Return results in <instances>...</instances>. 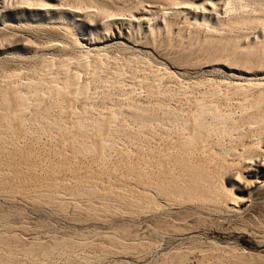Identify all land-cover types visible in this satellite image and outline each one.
Returning <instances> with one entry per match:
<instances>
[{
    "label": "rangeland",
    "instance_id": "obj_1",
    "mask_svg": "<svg viewBox=\"0 0 264 264\" xmlns=\"http://www.w3.org/2000/svg\"><path fill=\"white\" fill-rule=\"evenodd\" d=\"M23 1L0 4V264H264V186L247 208L227 212L188 194L189 186L180 196L160 183L163 168L184 177L176 151L196 161L180 133L187 130L183 119L203 108L199 121L231 124L233 133L264 145V22H230L227 0ZM47 1L84 12L79 18L29 12ZM247 7L240 11L258 14ZM143 11V23L129 24ZM110 17L115 21L103 27ZM122 29L127 42L112 39ZM72 74L78 92L68 104ZM11 86L29 104L23 125L14 123L8 105ZM108 112L109 129L103 127ZM225 170L209 183L228 195L240 184L229 182Z\"/></svg>",
    "mask_w": 264,
    "mask_h": 264
},
{
    "label": "bare ground",
    "instance_id": "obj_2",
    "mask_svg": "<svg viewBox=\"0 0 264 264\" xmlns=\"http://www.w3.org/2000/svg\"><path fill=\"white\" fill-rule=\"evenodd\" d=\"M6 1V0H5ZM4 0H0V4L1 3H3V4H1V5H6V4H4V2H5ZM11 1V0H10ZM10 1H7V2H5V3H9L10 4ZM16 1V0H15ZM20 1L22 2V0H17V2H15V3H18L19 2V4H21L20 3ZM25 1V0H24ZM24 1H23V4H24ZM89 1H91V2H93V3H108V0L106 1V0H89ZM112 1V0H111ZM125 1V0H124ZM144 1V0H143ZM149 1V3L151 2V3H157V2H163L162 0H148ZM228 1V8L230 7V9L233 11H231L232 13H233V15H232V17H231V19H230V22L231 21H238V22H244L245 21V23L246 22H251V23H253V25H256V24H259L261 21H263L264 22V0H227ZM26 2V1H25ZM41 2V1H40ZM39 2V3H40ZM43 2H44V0H43ZM46 2V1H45ZM44 2V3H45ZM54 2H56V3H61V2H59L58 0H54ZM114 3L115 2H118V0H116V1H113ZM165 2V1H164ZM14 3V2H13ZM27 3V2H26ZM28 3H31V0H30V2L28 1ZM49 2L47 1V5H46V8H40L39 10H33V7H32V10L30 9L29 10V12L30 13H32V12H49V13H51V14H56V15H58V16H60V17H67V16H69V15H73V16H76V17H81L80 16V11H83V10H81V9H83V7L81 8V9H79L80 11H78V10H69V9H71V8H69V9H66V8H63V7H61L62 5H59L58 6V4H56V3H52V2H50V3H52V4H48ZM119 3V2H118ZM141 3V2H140ZM98 4V5H99ZM127 4V3H126ZM22 5V4H21ZM26 5V4H25ZM39 5V4H38ZM43 5V4H42ZM67 5V4H66ZM112 5V4H111ZM111 5L109 6V7H111ZM230 5V6H229ZM247 5H251V6H253V8H255V10L256 11H258V14L257 15H254L253 13V15H247V13L245 14L244 12H241L240 11V9L244 6L245 8L247 7ZM8 6V5H7ZM189 6V5H188ZM226 6V5H225ZM6 7V6H5ZM27 7H29V6H27ZM45 7V6H44ZM101 7V6H100ZM99 7V8H100ZM107 8V5H105L104 6V8ZM155 7V6H154ZM179 7V6H178ZM3 7H1L0 9L1 10H3L2 9ZM9 8V7H8ZM18 8V7H17ZM20 8V7H19ZM103 8V7H102ZM103 8V9H104ZM105 8V10H107ZM153 8V7H152ZM188 8V7H187ZM6 9V8H5ZM35 9V8H34ZM85 9V8H84ZM102 9V10H103ZM115 9V8H114ZM182 9V8H181ZM205 9V8H204ZM247 9H249L248 7H247ZM251 9V8H250ZM101 10V9H100ZM144 10V9H143ZM149 10V9H148ZM171 10V9H170ZM179 10V9H178ZM207 12H209V13H211L212 14V12H211V10L212 9H209V8H206L205 9ZM246 10V9H245ZM4 11V10H3ZM14 11V10H13ZM20 12H28L27 11V9L26 8H24V6H22V8H20V10H19ZM180 11V10H179ZM243 11V10H242ZM248 11V10H247ZM84 12V11H83ZM90 12V11H89ZM95 12V11H94ZM101 12V11H100ZM105 12V11H104ZM109 12V11H108ZM175 12V11H174ZM174 12H173V14H174ZM229 12V11H228ZM230 12V13H231ZM97 14H98V12H96ZM95 13V14H96ZM121 13V12H120ZM169 13V12H168ZM167 13V14H168ZM175 13H179L177 10H176V12ZM231 13V14H232ZM37 14V13H36ZM102 14V13H101ZM165 14H166V11H165ZM172 14V13H171ZM219 14H221V13H219ZM1 15V14H0ZM82 15V14H81ZM90 15V14H89ZM147 15H148V13H147V11H143V12H137V13H133L132 15H131V19H129V24H132V23H141L142 21L144 22L146 19H147ZM84 16V15H83ZM108 16V15H107ZM106 16V17H107ZM177 15H175V17H176ZM218 16V15H217ZM4 17V16H3ZM6 17V16H5ZM14 17H15V15H14ZM59 17V18H60ZM75 17V18H76ZM78 17V18H79ZM114 17V16H113ZM118 17V16H117ZM229 17V16H228ZM111 18V17H110ZM122 18V17H121ZM177 18V17H176ZM218 18V20H221V17H217ZM66 19V18H65ZM82 19V18H81ZM98 19V18H97ZM118 19V18H117ZM55 19H53V21H54ZM67 20H68V18H67ZM80 20V19H79ZM100 20V19H99ZM126 20V19H125ZM125 20L124 21H122V22H125ZM3 21V20H2ZM21 21V20H20ZM60 21V20H59ZM75 21V20H74ZM101 21H102V19H101ZM115 20H113L112 18L110 19V20H107L106 19V21L104 22L103 21V23H101L102 24V26L104 27V25L106 24V26L108 25V24H110V26H111V24L114 22ZM188 21V20H187ZM5 22H6V20H5ZM41 22V21H40ZM52 22V21H51ZM55 22V21H54ZM56 22H57V20H56ZM64 22V21H63ZM66 22V21H65ZM69 22V21H68ZM142 22V23H143ZM4 23V22H3ZM100 23V22H99ZM5 24V23H4ZM63 25H66V24H63ZM70 25V24H69ZM79 25H81V26H83V27H85V26H87L88 25V23H87V20H84V19H82V20H80V24ZM249 25H250V23H249ZM253 25H252V27H253ZM67 26V25H66ZM105 26V27H106ZM258 26V25H257ZM256 26V27H257ZM69 28V27H68ZM107 28V27H106ZM263 28V27H262ZM239 31V30H238ZM100 34V33H99ZM12 35V34H11ZM22 35V34H21ZM15 38V37H14ZM17 38V37H16ZM111 39V38H110ZM112 39H114V40H119L120 42H123V41H125V42H127V37L125 36V33H124V30L122 29L121 31H119V32H116L114 35H113V38ZM111 39V40H112ZM102 40V39H101ZM101 40H92V39H90L89 40V42L88 43H90V45H93V46H98L99 44H102L103 43V40L101 41ZM17 42L21 45V46H23V47H25L26 45H27V42H25V38H23V37H18L17 38ZM16 42V43H17ZM12 43H14V42H12ZM114 43V42H113ZM118 43V42H117ZM29 44V43H28ZM81 45H83V46H86L85 44H83L82 42L80 43ZM106 44V43H105ZM35 46H37L36 44H34ZM103 45V44H102ZM16 46V45H15ZM14 46V47H15ZM30 46H33V45H30ZM41 46V45H40ZM40 46H39V48H40ZM45 46V45H44ZM13 47V46H12ZM13 47V48H14ZM27 47V46H26ZM38 47V46H37ZM45 47H48V45L47 46H45ZM56 47V46H55ZM100 47V46H99ZM16 48V47H15ZM30 48V47H29ZM49 48H50V46H49ZM138 48V47H137ZM95 49V48H94ZM9 50V49H8ZM4 51V50H3ZM85 57V56H84ZM70 61V60H69ZM83 61V60H82ZM85 61V60H84ZM68 62V61H67ZM102 63V62H101ZM52 64V63H51ZM62 64V63H61ZM219 64H221V65H223L224 66V63L223 62H218V65ZM86 65V64H85ZM98 65V64H97ZM142 65H143V63H142ZM50 66V65H49ZM48 66V67H49ZM68 66V65H67ZM15 67V66H14ZM50 67H52V65L50 66ZM98 67V66H97ZM64 68V67H63ZM66 68V67H65ZM86 68V67H85ZM232 70H239V68H236V67H233V66H231L230 67ZM48 69V68H47ZM61 69V68H60ZM83 69H84V66H83ZM14 70V69H13ZM45 70V69H44ZM49 70V69H48ZM63 71V70H62ZM15 72H16V70H15ZM48 72V71H47ZM46 72V73H47ZM58 72H59V70H58ZM70 72V71H69ZM68 72V73H69ZM72 72H74V70L72 71ZM84 72V71H83ZM49 73V72H48ZM101 73V72H100ZM114 73V72H113ZM140 73V72H139ZM13 74H15V73H13ZM93 74V73H92ZM9 75V74H8ZM73 75V74H72ZM87 75V74H86ZM122 75V74H121ZM17 76H18V74H17ZM52 76V75H51ZM74 76V75H73ZM162 76V75H161ZM15 77H16V75H15ZM75 77H77L76 75L74 76V78H69L70 80H66L67 81V83H68V85H69V87H70V89H68V92H70L69 94L70 95H68V94H66V95H68V97L67 96H65L66 98V100H67V103L68 104H70L71 103V97H69V96H74L75 95V93H77L78 91L76 90L77 89V85H78V83H76V81H78L77 80V78L75 79ZM6 78V77H5ZM11 78H12V76H11ZM49 78V77H48ZM80 78V77H79ZM8 79V78H7ZM159 79V78H158ZM243 79H247L246 77L245 78H243ZM242 79V80H243ZM13 80H15V79H13ZM12 80V81H13ZM49 80V79H48ZM239 80V84L241 85V82H242V84H243V81H241L240 82V80H241V78L240 79H238ZM237 80V81H238ZM248 80V79H247ZM8 82H9V80H7ZM11 81V80H10ZM16 81V80H15ZM226 81V80H225ZM236 81V82H237ZM237 83V84H238ZM263 83V82H262ZM17 84V83H16ZM19 84H20V82H19ZM19 84H18V86H19ZM53 84H54V82H53ZM77 84V85H76ZM236 84V83H235ZM15 85V84H14ZM262 85V84H261ZM50 86V85H49ZM55 86V85H54ZM58 86V85H57ZM76 86V87H75ZM159 86V85H158ZM242 86V85H241ZM241 86H240V88H241ZM12 87V86H11ZM14 87H16V86H14ZM14 87H12L11 89H8L9 91H8V95H7V98H5V99H7L8 100V105H9V103H10V105L15 109V114L12 112L13 110H11V113H13L14 115H15V117H13L14 119H15V121H14V123L16 122L17 124L20 122V120H21V117H22V115H23V112L25 113L26 112V106L28 105V107H29V104H24L23 102H21V101H24V100H22V98H20L19 96L17 97V92L18 91H16L15 89H13ZM59 87H60V85H59ZM261 87V86H260ZM18 88V87H17ZM56 88V87H55ZM63 88V87H62ZM61 88V89H62ZM239 88V89H240ZM19 90V89H18ZM45 90V89H44ZM53 90V89H52ZM64 90V89H63ZM67 90V89H66ZM20 91V90H19ZM54 91H55V89H54ZM54 91L52 92V93H54ZM58 91V90H57ZM65 91V90H64ZM81 91H83V90H81ZM188 91V90H187ZM56 92V91H55ZM67 92V91H66ZM67 92V93H68ZM58 93H60V92H58ZM220 93V92H219ZM4 94H6V93H4ZM22 94V93H21ZM24 94V93H23ZM43 95V94H42ZM78 95H80V94H78ZM246 95V94H245ZM6 96V95H5ZM40 96V95H39ZM60 96H61V94H60ZM3 98H4V95L2 96ZM54 97V96H53ZM58 97V96H57ZM56 97V98H57ZM76 97V96H75ZM25 98V97H24ZM55 98V97H54ZM77 98V97H76ZM18 99H21V101L20 100H18ZM128 99V98H127ZM156 99V98H155ZM4 100V99H3ZM39 100V99H38ZM57 100V99H56ZM65 100V101H66ZM73 100V99H72ZM75 100V99H74ZM76 101V100H75ZM75 101H74V103H75ZM184 101V100H183ZM25 102V101H24ZM121 102V101H120ZM154 102V101H153ZM62 103V102H61ZM260 103V102H259ZM157 104V103H156ZM198 104V103H197ZM7 105V104H6ZM60 105V104H59ZM189 105V104H188ZM36 106V105H35ZM67 106V105H66ZM70 105H68L67 107H69ZM72 106V105H71ZM10 107V106H9ZM40 107V106H39ZM73 107V106H72ZM75 107V106H74ZM195 107V106H194ZM199 107V106H198ZM202 107V106H201ZM258 107H260L259 105H258ZM257 107V108H258ZM116 108V107H115ZM195 108H197V107H195ZM209 108V107H208ZM256 107H255V109H257ZM198 110H199V108H197ZM201 109V108H200ZM204 109V108H203ZM203 109H201V110H203ZM212 109V108H211ZM215 109V108H214ZM254 109V110H255ZM25 110V111H24ZM106 110V109H105ZM122 110V109H121ZM194 110V109H193ZM201 110H199V112L201 111ZM190 111V110H189ZM188 111V112H189ZM211 111H213V113H214V110H211ZM216 111V110H215ZM68 112V111H67ZM159 112V111H158ZM158 112H153V111H151V112H148L150 115H154V116H157V117H159V115H160V113H158ZM163 112V111H162ZM161 112V113H162ZM197 112V111H196ZM199 112H198V114H199ZM7 113V112H6ZM109 113V112H108ZM212 113V114H213ZM216 113H217V111H216ZM221 113V112H220ZM188 114V113H187ZM191 114V113H190ZM194 114H195V112H194ZM198 114H197V116H198ZM203 114V113H202ZM223 114V113H222ZM67 115H72V114H66V116ZM12 116V115H11ZM109 116H110V113H109ZM112 116H114V115H112ZM164 116V115H163ZM197 116H193V114L192 115H188L187 117H185L183 120H184V127H186L187 128V130L184 128V130L186 131L185 133H184V131H183V133L184 134H181L180 133V131H179V133H180V135H183L182 136V138H184V137H186V139H188L187 140V142H189V145L188 146H190L189 148V150L188 151H191V149L192 150H195L196 151V153H197V157H194L193 156V158H197L196 159V161H195V159L193 160L194 162H192V161H190V160H192L191 158H190V160H187L188 158L185 156V157H183V156H181L182 154H179V152L178 151H176L177 152V157L175 156V159L173 158V157H169V158H173L172 160L173 161H175V163L176 164H181V170H182V172H183V175H184V177L181 179V178H179V177H181L179 174V177H178V179H180L179 181H178V179L176 178V176H173V172L171 173V170L172 171H174L173 170V168L169 171V169H167V168H163L164 166H165V164H164V166L162 167L163 169H167L166 171L165 170H161L160 172L162 173V171L164 172V175H162L163 177L161 178L160 177V180H162L160 183L162 184L161 186H162V188H164V187H166V183H167V186H168V184H170L171 185V187H173V189L172 188H169V189H172L171 191L173 192V194L174 193H176V194H174V195H178L179 193L180 194H182L183 193V189H184V187H186V186H189L187 189H189V191L188 192H190V193H188V194H191L193 197H194V195H198V196H202L203 198H205L206 200L205 201H216L217 203H218V205H219V207H223V209L224 210H226L227 212H235V211H237L238 212V210H243V209H245V208H247L248 206H249V204L251 203L250 202V198L256 193V191H258L259 189H261L263 186H264V145H263V143L261 144V143H259L258 142V140H257V138H253L254 136L252 135V138L250 137V138H248V137H246V136H242V135H239V133L238 134H235V133H233V131H232V129H233V127H232V125L230 124V126H225V125H223L224 123H217V119H216V116H215V119H216V122H215V124L213 125H211V124H208V123H205V122H202V121H199L198 119V117ZM241 116V115H240ZM68 117V116H67ZM66 117V118H67ZM108 117V116H107ZM116 117V116H115ZM160 117H162V116H160ZM183 117V116H182ZM219 117H221V116H219ZM224 117V116H223ZM218 118V117H217ZM23 119H24V117H23ZM27 119V118H26ZM68 119V118H67ZM73 119V118H72ZM201 119V118H200ZM214 119V120H215ZM219 119V118H218ZM113 120V119H112ZM111 120V116L110 117H108L105 121H103V122H105L104 123V125H103V127H108V129L110 128L109 127V125L111 124L110 122L112 121ZM68 121V120H67ZM71 121V120H70ZM69 121V122H70ZM220 121V119L218 120V122ZM22 122V121H21ZM20 122V123H21ZM35 122V121H34ZM221 122V121H220ZM23 123V122H22ZM21 123V124H22ZM212 123H213V121H212ZM261 123V122H260ZM17 124H16V126H17ZM76 124V123H75ZM263 124V123H262ZM23 125V124H22ZM260 125V124H259ZM12 126H13V124H12ZM78 126V125H77ZM120 126V125H119ZM234 126V125H233ZM24 127V126H23ZM102 127V126H101ZM14 128V127H13ZM21 128V127H20ZM73 128V127H72ZM75 128V127H74ZM256 128H257V126H256ZM78 129H79V127H78ZM77 129V130H78ZM113 129V128H112ZM179 129V128H178ZM262 129V128H261ZM18 130H19V128H18ZM75 130V129H74ZM107 130V129H106ZM251 130V129H250ZM98 131V130H97ZM105 131V130H104ZM104 131H102L103 133H104ZM121 131V130H120ZM241 131V130H240ZM258 131H260V130H258ZM17 132V131H16ZM20 132V131H19ZM21 132H23V131H21ZM70 132V131H69ZM77 132V131H76ZM100 132H101V130H100ZM243 132V131H242ZM63 133V132H62ZM97 133V132H96ZM110 133V132H109ZM260 133V132H259ZM262 133H264V132H262ZM29 134V133H28ZM102 134V133H101ZM178 134V133H177ZM245 134V133H244ZM243 134V135H244ZM98 136H100V135H98ZM102 136V135H101ZM103 137V136H102ZM99 139L101 138V137H98ZM158 138V137H157ZM176 138V137H175ZM181 138V139H182ZM261 137H259V139H260ZM65 139V138H64ZM96 139V141L98 140L97 138H95ZM95 139H94V141H95ZM185 139V138H184ZM184 139H182V140H184ZM225 139H227L228 141H229V143L228 144H226L225 143ZM31 140V139H30ZM71 140V139H70ZM169 140V139H168ZM178 140V139H177ZM32 141V140H31ZM67 141V140H66ZM103 141V140H102ZM172 141V140H171ZM175 141V140H174ZM179 141H181L180 139H179ZM179 141H177V142H179ZM182 142V141H181ZM186 141H184V142H182L183 143V145L184 144H186L185 143ZM261 142V141H260ZM97 144L95 145V149L97 150V152H101V151H99L101 148H100V145L102 146V144H100V142H99V144H98V142H96ZM164 143V142H163ZM166 143V142H165ZM168 143V142H167ZM182 143H181V145H182ZM173 144V143H172ZM35 145V144H34ZM155 145V144H154ZM169 145H171V144H168V146ZM176 145V144H175ZM179 145H180V142H179ZM179 145L177 146V147H179ZM29 146H30V144H29ZM156 146V145H155ZM173 146V145H172ZM186 146V145H185ZM74 147V146H73ZM177 147H176V149H177ZM183 147V146H182ZM69 148H71V147H69ZM156 148V147H155ZM154 148V149H155ZM161 148V147H160ZM188 148V147H187ZM75 149V148H74ZM151 150H152V147L150 148ZM157 149V148H156ZM159 149V148H158ZM157 149V150H158ZM169 149V148H168ZM179 149V148H178ZM102 150V149H101ZM160 150V149H159ZM164 150V149H163ZM162 150V151H163ZM181 150H182V148H181ZM36 151V150H35ZM49 151V150H48ZM154 151V150H153ZM180 151V150H179ZM185 151L186 150H183V151H181L182 153H185ZM195 151H193V152H195ZM103 152V151H102ZM128 152V151H127ZM168 152V151H167ZM174 152H175V150H174ZM175 152V153H176ZM22 153V152H21ZM46 153V152H45ZM58 153V152H57ZM150 153V152H149ZM153 152H151V154H152ZM158 153V152H157ZM172 153V155H173V152H171ZM171 153L169 152V154L171 155ZM9 154V153H8ZM17 154V153H16ZM166 154V153H165ZM193 154V153H192ZM157 155V154H156ZM195 155V154H194ZM43 156V155H42ZM62 156V155H61ZM143 156H145V155H143ZM142 155H141V157L142 158H144ZM174 156V155H173ZM187 156H192V155H187ZM196 156V155H195ZM3 157H4V155H3ZM28 157V156H27ZM91 157V156H90ZM159 157V156H158ZM165 157V156H164ZM11 158V157H10ZM23 158H25V156L23 157ZM51 158V157H50ZM78 158V157H77ZM138 158V157H137ZM146 158V157H145ZM144 158V159H145ZM156 158V157H155ZM187 158V159H186ZM35 159V158H34ZM53 159V158H52ZM153 159V158H152ZM165 159H168V158H165ZM164 159V162L166 161ZM26 160V159H25ZM42 160V159H41ZM80 160V159H79ZM117 160V159H116ZM121 160V159H120ZM135 160H137V159H135ZM147 160V159H146ZM149 160V159H148ZM151 160V159H150ZM161 160V159H160ZM171 160V161H172ZM83 161V160H82ZM138 161H140V160H138ZM141 161H144V160H141ZM172 161V163H170V161H166L167 162V164H168V162L170 163V164H174V162ZM9 162H11V161H9ZM13 162V161H12ZM39 162H40V160H39ZM61 162V161H60ZM59 162V163H60ZM160 162V161H159ZM162 162V161H161ZM16 163V162H15ZM29 163V162H28ZM51 163V162H50ZM138 163V162H137ZM152 163V162H151ZM150 163V164H151ZM36 164V163H35ZM56 164V163H55ZM62 164V163H61ZM134 164V163H133ZM146 164V162L144 163V165ZM148 164H149V161H148ZM6 165V164H5ZM29 165V164H28ZM31 165V164H30ZM41 165V164H40ZM107 165V164H106ZM169 165V164H168ZM125 166H126V164H125ZM147 166V165H146ZM153 166V165H152ZM179 165H177V167H178ZM168 167V166H167ZM170 167V166H169ZM9 168V167H8ZM59 168H60V166H59ZM114 168V167H113ZM157 168V167H156ZM159 168V167H158ZM55 169V168H54ZM53 169V170H54ZM85 169V168H84ZM91 169V168H90ZM176 169V168H175ZM178 169V168H177ZM225 169H228L229 170V174H228V180H229V182H238V184H240L237 188H236V190L234 191L233 189H232V192L230 193V189L231 188H227L229 191H226V192H229V194L228 195H224V194H219L217 191H215L214 189L215 188H213V186H212V184L211 183H209V179L210 180H212V178L211 177H214L215 176V174H220L219 172H223ZM68 170V169H67ZM112 170V169H111ZM124 170V169H123ZM128 170V169H127ZM158 170V169H157ZM180 170V169H179ZM46 171V170H45ZM65 171V170H64ZM136 171V170H135ZM226 171V170H225ZM224 171V172H225ZM34 172V171H33ZM43 172V171H42ZM41 172V173H42ZM51 172V171H50ZM69 172V171H68ZM97 172V171H96ZM158 172V171H157ZM216 172V173H215ZM11 173V172H10ZM56 173V172H55ZM89 173V172H88ZM143 173V172H142ZM148 173V172H147ZM160 173V174H161ZM178 173H180V172H178ZM228 173V172H227ZM99 174H100V172H99ZM98 174V175H99ZM122 174V173H121ZM145 174V173H144ZM181 174V173H180ZM53 175V174H52ZM95 175V174H94ZM113 175V174H112ZM152 175V174H151ZM186 175V176H185ZM117 176V175H116ZM145 176V175H144ZM153 176H155V175H153ZM157 176V175H156ZM49 177V176H48ZM108 177V176H107ZM115 177V176H114ZM219 177V176H218ZM31 178V177H30ZM56 178H58V177H56ZM84 178V177H83ZM117 179H118V177H116ZM41 179V178H40ZM115 179V178H114ZM151 179V178H150ZM87 180V179H86ZM113 180V179H112ZM120 180V179H119ZM118 180V181H119ZM80 181H82V180H80ZM99 181H101L100 179H99ZM147 181H149V180H147ZM154 181V180H153ZM37 182H39V181H37ZM109 182V181H108ZM111 182V181H110ZM114 182V181H113ZM112 182V183H113ZM151 182V181H150ZM155 182V181H154ZM159 182V181H158ZM49 183V182H48ZM102 183V182H101ZM31 184V183H30ZM42 184V183H41ZM56 184V183H55ZM63 184V183H62ZM96 184V183H95ZM117 184V183H116ZM65 185V184H64ZM90 185H91V183H90ZM107 185V184H106ZM121 185V184H120ZM152 185H153V182H152ZM229 185V184H228ZM234 185V184H233ZM113 186H115V185H113ZM154 186V185H153ZM157 186H158V183H157ZM224 186V185H223ZM232 186V185H231ZM230 186V187H231ZM49 187V186H48ZM60 187H62V186H60ZM104 187V186H103ZM155 187V186H154ZM160 187V186H159ZM216 187V186H215ZM51 188V187H50ZM101 188V187H100ZM157 188V187H156ZM161 188V187H160ZM219 188V187H218ZM234 188V187H233ZM32 189H33V187H32ZM166 189H168V187L166 188ZM168 189V190H169ZM226 189V190H227ZM61 190V189H60ZM119 190V189H118ZM161 190V189H160ZM220 190H222V189H220ZM167 191V190H166ZM185 191V190H184ZM187 191H185L186 193H187ZM224 191V190H223ZM116 192V191H115ZM221 192V191H220ZM55 193V192H54ZM179 194V195H180ZM53 195V194H52ZM127 196V195H126ZM181 196V195H180ZM186 196V195H185ZM191 196V197H192ZM197 197V196H196ZM198 198V197H197ZM201 199V198H200ZM183 200V199H182ZM192 200V199H191ZM210 201H209V203H210ZM200 203V202H199ZM204 204V203H203ZM211 204V203H210ZM202 205V204H201ZM215 205H217V204H215Z\"/></svg>",
    "mask_w": 264,
    "mask_h": 264
}]
</instances>
